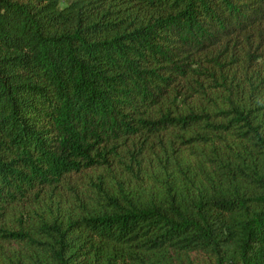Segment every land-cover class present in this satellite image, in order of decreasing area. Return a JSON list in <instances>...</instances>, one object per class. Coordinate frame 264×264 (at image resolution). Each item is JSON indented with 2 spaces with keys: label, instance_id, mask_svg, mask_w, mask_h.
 <instances>
[{
  "label": "trees",
  "instance_id": "trees-1",
  "mask_svg": "<svg viewBox=\"0 0 264 264\" xmlns=\"http://www.w3.org/2000/svg\"><path fill=\"white\" fill-rule=\"evenodd\" d=\"M0 264H264V0H0Z\"/></svg>",
  "mask_w": 264,
  "mask_h": 264
}]
</instances>
